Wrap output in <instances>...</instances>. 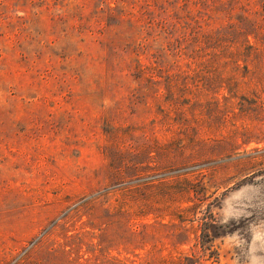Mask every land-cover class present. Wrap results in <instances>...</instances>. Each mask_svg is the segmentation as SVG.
Masks as SVG:
<instances>
[{"label": "rangeland", "instance_id": "1", "mask_svg": "<svg viewBox=\"0 0 264 264\" xmlns=\"http://www.w3.org/2000/svg\"><path fill=\"white\" fill-rule=\"evenodd\" d=\"M0 264H264V0H0Z\"/></svg>", "mask_w": 264, "mask_h": 264}]
</instances>
